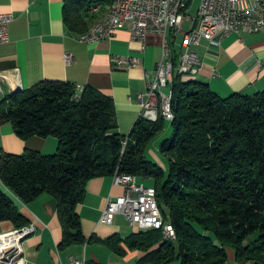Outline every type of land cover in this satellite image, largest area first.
<instances>
[{
    "label": "trees",
    "instance_id": "1",
    "mask_svg": "<svg viewBox=\"0 0 264 264\" xmlns=\"http://www.w3.org/2000/svg\"><path fill=\"white\" fill-rule=\"evenodd\" d=\"M66 1L65 22L66 13L77 14L70 20L74 30L82 25L79 11L111 4ZM171 93V121L139 117L127 136L117 131L112 99L91 87L77 97L70 83L44 81L1 99L0 124L23 140L54 137L58 147L48 156L30 150L0 156V222L29 225L21 205L48 194L63 232L58 248L82 245L77 207L87 183L118 171L153 181L176 238L166 241L161 230L113 236L104 243L114 253L123 254V243L144 253L137 264H227L229 253L235 264H264V92L222 99L206 84L174 76ZM167 123L171 136L159 146L163 168L145 153Z\"/></svg>",
    "mask_w": 264,
    "mask_h": 264
},
{
    "label": "crops",
    "instance_id": "2",
    "mask_svg": "<svg viewBox=\"0 0 264 264\" xmlns=\"http://www.w3.org/2000/svg\"><path fill=\"white\" fill-rule=\"evenodd\" d=\"M66 2L0 0V13L13 15L8 42L0 45V100L44 81L70 83L76 88L91 87L112 99L117 131L127 136L141 117L139 96L147 91L146 74L155 71L162 61L164 39L161 35L149 34L142 50L143 44L132 40L130 27L125 26L110 39L81 43L77 30L82 27L88 30L100 20L105 5L96 12L89 10L88 14L79 11L82 25L74 30L70 20L77 14L66 13L70 18L65 22V9H69ZM182 40L180 35L172 47L177 58L182 52ZM195 50L202 62L197 76H174L182 81L206 84L222 99L234 94L252 96L264 92V28L254 35L232 33L218 47L202 41ZM66 54L72 55L70 63L65 60ZM114 56L136 58L139 64L127 70L116 69L112 64ZM57 147L54 137L33 136L23 140L10 124H0V156L21 155L27 150L48 156L53 155ZM145 181L152 180H140L144 185ZM124 193L123 187L113 184L112 176L90 180L84 201L77 207L85 243L64 250L58 248L63 232L56 200L42 194L28 205H21V214L35 227V233L23 244V264H70V256L85 257L88 264H137L143 252L128 250L121 243L123 254L118 255L104 241L113 236L124 240L142 231L132 229L121 215L115 216L112 225L99 223L107 199ZM14 229L10 221L0 222V234ZM229 255L227 264H235L233 254Z\"/></svg>",
    "mask_w": 264,
    "mask_h": 264
},
{
    "label": "built area",
    "instance_id": "3",
    "mask_svg": "<svg viewBox=\"0 0 264 264\" xmlns=\"http://www.w3.org/2000/svg\"><path fill=\"white\" fill-rule=\"evenodd\" d=\"M192 2L193 0H119L118 13L108 25L97 29L86 41H80L92 44L110 39L125 26L130 27L131 39L143 44L142 50L149 34L163 37L162 61L157 64L155 71L146 74L147 91L139 96L141 115L154 116L155 121L159 117L171 121L170 95L174 75L188 78L197 76L202 62L195 48L202 41L218 47L232 33L254 35L264 28V3L255 4V0H200L196 16L189 18L186 12ZM12 21V14L0 13V45L8 42L9 25ZM186 22L189 23V28L183 31ZM180 35L183 37L182 52L177 58L172 47ZM65 60L70 63L72 55L66 54ZM112 64L116 69L127 70L135 68L139 60L114 56ZM163 89H167V92ZM83 90L84 87L76 88L77 97ZM123 145L125 147L126 142ZM112 177L113 184L123 187L125 193L107 199L99 219L100 224L112 225L115 216L121 215L132 229L149 231L167 227L168 238H174L169 231L170 223L165 222L163 214H160L153 187L145 186L136 176L118 171ZM30 229H35L33 223ZM14 230L0 234V250L12 239L20 238L14 237ZM5 261L9 260H2L1 264ZM69 261L70 264H88L85 257L70 256Z\"/></svg>",
    "mask_w": 264,
    "mask_h": 264
},
{
    "label": "bare ground",
    "instance_id": "4",
    "mask_svg": "<svg viewBox=\"0 0 264 264\" xmlns=\"http://www.w3.org/2000/svg\"><path fill=\"white\" fill-rule=\"evenodd\" d=\"M262 3H264V0H255V4H262ZM99 8H100L99 6H95L92 8L90 7L89 10L92 12H96L99 10ZM118 10H119V0H111V4L105 7V11H104L102 18L98 20L96 23H94L85 33L79 35L78 40L86 41V38H90L97 29L108 25L112 17L118 13ZM171 96L172 94L170 95V101H171ZM141 118H144L151 122L155 121L154 116L141 115ZM172 119H173V113L171 111V120ZM160 214H162L161 210H160ZM30 227H31V224L14 230V237H20V238H14L10 241V243H6L5 246L1 247L0 264L2 260H9V261H5L4 264H22L23 254H24L23 244L27 238H29L31 235L35 233V229H30ZM158 230H161L163 232V237L166 241H169V242L175 241V238H176L175 231L171 224H169V231L173 233L174 238H168V228L167 227H160L158 228ZM14 250L16 251L11 256V253Z\"/></svg>",
    "mask_w": 264,
    "mask_h": 264
},
{
    "label": "rangeland",
    "instance_id": "5",
    "mask_svg": "<svg viewBox=\"0 0 264 264\" xmlns=\"http://www.w3.org/2000/svg\"><path fill=\"white\" fill-rule=\"evenodd\" d=\"M199 4H200V0H193L192 4L190 5V8L186 12V15L189 18H194L196 16ZM188 28H189V23L186 22V24L184 25L183 31H186ZM179 42H180V40H179ZM163 91L167 92V89H163ZM170 136H171V127L167 123L163 132H161L159 135H157L149 144V147L147 148L146 153H145L147 160H149L155 164H158L159 166H161L163 168H167L166 159L159 152V146L163 140L167 139ZM144 183L146 186H153L152 181H145Z\"/></svg>",
    "mask_w": 264,
    "mask_h": 264
}]
</instances>
